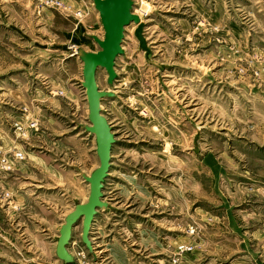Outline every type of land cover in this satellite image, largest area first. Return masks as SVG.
<instances>
[{
    "label": "rangeland",
    "instance_id": "1",
    "mask_svg": "<svg viewBox=\"0 0 264 264\" xmlns=\"http://www.w3.org/2000/svg\"><path fill=\"white\" fill-rule=\"evenodd\" d=\"M133 1L145 46L131 22L95 75L107 206L64 263L99 164L76 52L104 30L92 0H0V264H264V0Z\"/></svg>",
    "mask_w": 264,
    "mask_h": 264
},
{
    "label": "water",
    "instance_id": "2",
    "mask_svg": "<svg viewBox=\"0 0 264 264\" xmlns=\"http://www.w3.org/2000/svg\"><path fill=\"white\" fill-rule=\"evenodd\" d=\"M98 12L104 30L102 38L92 35L91 38L99 46L97 51L78 49L76 54L82 61V87L85 90L89 125L85 129L95 136L98 166L90 175L82 174L89 184V194L86 202L75 203L73 209L66 214L61 223L56 238L55 255L64 263L73 262V257L67 250L72 237L73 227L81 222V242L92 250L89 232L94 216L99 209H105L107 202L102 200L104 178L110 166L111 146L114 143L111 126L101 111V99L113 93L100 90L95 75L98 68L105 69L107 82L112 83L116 77L114 63L116 57L122 53L121 43L124 37L125 26L131 22L138 23L139 17L133 12V0H92ZM142 26L135 29V34L141 46H145L142 36Z\"/></svg>",
    "mask_w": 264,
    "mask_h": 264
},
{
    "label": "crops",
    "instance_id": "3",
    "mask_svg": "<svg viewBox=\"0 0 264 264\" xmlns=\"http://www.w3.org/2000/svg\"><path fill=\"white\" fill-rule=\"evenodd\" d=\"M94 169H95V168H94ZM94 169H93V170H94ZM93 170H92V171H93ZM90 173H91V172H89V174H90ZM82 174H84V173H80V177H81V179H82V180L86 183V185H87L88 183L84 180V178L82 177ZM84 175H85V174H84ZM12 183L14 184L13 181H12ZM88 193H89V184H88ZM87 195H88V194H87ZM85 201H86V200H85ZM70 210H72V209H70ZM70 210H69V211H70ZM69 211H68V212H69ZM68 212H67V213H68ZM67 213H66V214H67ZM66 214H65V215H66ZM63 220H64V218H63ZM62 222H63V221H62ZM62 222L60 221V225H61ZM57 235H58V234H57ZM119 252H120V250H119ZM55 257H56V255H55ZM130 264H131V263H130Z\"/></svg>",
    "mask_w": 264,
    "mask_h": 264
},
{
    "label": "bare ground",
    "instance_id": "4",
    "mask_svg": "<svg viewBox=\"0 0 264 264\" xmlns=\"http://www.w3.org/2000/svg\"><path fill=\"white\" fill-rule=\"evenodd\" d=\"M139 17V16H138ZM135 24H139V22L138 23H135ZM110 93H112V92H110ZM91 242V241H90ZM92 249H93V245H92Z\"/></svg>",
    "mask_w": 264,
    "mask_h": 264
}]
</instances>
